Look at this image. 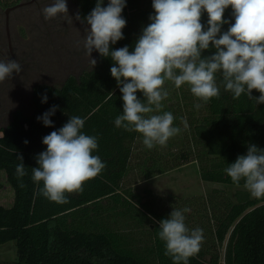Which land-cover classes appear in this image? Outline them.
<instances>
[{"label": "trees", "instance_id": "16d2710c", "mask_svg": "<svg viewBox=\"0 0 264 264\" xmlns=\"http://www.w3.org/2000/svg\"><path fill=\"white\" fill-rule=\"evenodd\" d=\"M21 1L0 0V7L6 8ZM74 1L82 18L97 2ZM108 3L109 0H104L103 6ZM150 14H154L152 0H126L121 13L126 19V26L122 29L124 39L114 45L110 43V49L127 45L133 51L142 28L150 23ZM224 19L230 23L222 26V32L234 23L231 7L225 10ZM207 20L204 12L201 23L205 30ZM214 52L210 45L202 57ZM96 61L95 66L82 70L77 76H67L60 86L35 85L32 89V112L16 110L9 123L0 128V175L4 176V183L0 182V186L8 188L11 194L6 202L9 204L0 202V244L14 240L16 251L14 259L0 264H145L141 257L125 246L122 232L108 227L95 230L91 222L86 226L66 222L68 215L86 211L105 198H123L124 207L134 208L144 218H151L154 253V263L151 264H174L171 256L165 255V242L158 236V222L168 218L173 207L183 210L192 206L193 201L184 200L179 205L174 201L178 197L168 195L163 206V202H159L162 200L160 197L134 192L126 184L142 134L115 126V118L123 111V101L117 82L110 73L113 61L99 53ZM216 83L220 90L218 97L207 103L195 96V103L189 101L193 110L187 116V127H182L184 138L180 146L183 144L186 149L182 150L181 146L179 163L197 160L201 179L238 186L225 169L239 155H246L249 143L264 149V104L256 105L246 94L234 99L233 94L225 90L219 72ZM45 95L47 101L42 102ZM136 95L144 100L143 93L138 91ZM252 95L259 97L260 93L253 90ZM195 104L202 107L197 109ZM54 105L58 107L50 117L53 126L45 127L37 117ZM163 108L167 110L169 107ZM71 116L85 120L81 130L84 134L98 137V148L92 154L99 156L106 167L83 184V191L66 192L68 203L58 204L42 195L43 182L32 180V168L38 167L36 156L46 150L43 137L60 129ZM153 152L147 148L145 155L153 157ZM18 154L23 156L27 173L22 179L17 178L15 171L20 163ZM140 172L142 178L151 174L145 168ZM242 185L243 179L239 183ZM195 202L200 206L194 208L193 213L184 212L189 216L185 218V224L189 231L202 229L204 241L198 254L189 258L188 264H221V254L222 264H264V197L255 198L245 189L235 190L230 196L226 191L212 189L207 196L196 198Z\"/></svg>", "mask_w": 264, "mask_h": 264}, {"label": "clouds", "instance_id": "9594fccd", "mask_svg": "<svg viewBox=\"0 0 264 264\" xmlns=\"http://www.w3.org/2000/svg\"><path fill=\"white\" fill-rule=\"evenodd\" d=\"M97 0L95 7L86 17L76 13L75 19L90 27L85 28V54L92 58L93 50L101 57H110L113 66L111 76L116 80L122 93L123 111L115 118L117 128L138 132L143 144L152 149L154 145H166L169 138L180 133L173 127L171 112L160 113L169 92L165 81H171L176 88L187 83L191 93L207 103L220 95L216 74L222 75L225 90L238 99L246 94L256 105L264 104V0H152L154 14L149 15L150 23L143 27L141 34L130 51L126 45L110 49V43L124 39L122 29L126 19L121 13L126 0ZM231 7L234 23L227 31L222 26L229 24L224 13ZM46 19L58 14H67L66 0L42 8ZM208 16L207 28L201 23V16ZM214 54L203 56L210 48ZM23 70L17 60L0 59V81L13 73ZM260 93L253 96L252 91ZM143 93L144 100L136 93ZM47 101L45 95L42 102ZM58 106H52L37 120L45 127H52L50 119ZM195 108L202 107L195 104ZM85 120L71 116L60 129L43 137L46 150L36 156L38 167L32 168V180L43 182L41 193L58 204L68 203L65 193L83 191V184L95 178L106 167L99 156L93 155L98 148V137L84 134ZM187 127V122H184ZM25 144L28 141H24ZM246 155H239L234 163L225 169L231 180L244 187L255 198L264 197V149L249 143ZM16 166V175L22 179L27 173L23 156ZM183 210L173 209L168 218L160 220L159 238L165 242V255L171 256L174 264H188L190 257L198 254L204 241L203 230L189 231L185 224Z\"/></svg>", "mask_w": 264, "mask_h": 264}, {"label": "rangeland", "instance_id": "374dc122", "mask_svg": "<svg viewBox=\"0 0 264 264\" xmlns=\"http://www.w3.org/2000/svg\"><path fill=\"white\" fill-rule=\"evenodd\" d=\"M38 4H29L17 8L12 13L9 23V31L12 34L15 47V59L23 66L21 73H13L6 81H0V128L6 126L16 110L25 113L32 112V89L37 84L60 86L67 76L78 75L82 70L90 69L93 65L91 58L85 54V28L90 27L75 19L78 12L74 0H66L67 14H58L54 18L46 19L42 14V8L54 3V0H37ZM17 15V21L13 18ZM1 34L6 43L4 30V12L0 8ZM14 34V37H13ZM98 51L93 50L91 56L96 60ZM164 88L169 92L168 97L162 101L160 113L171 112L174 116L173 127H179L180 133L169 138L166 145H154L153 157H147L143 144V136L138 140L136 157L125 179L126 184L132 187L134 192L148 195L152 193L160 197L159 202L165 206L168 195L178 197L174 201L181 205L184 200H192L188 214L199 207L196 198L205 197L212 189L226 191L230 196L235 190L245 189L242 186H228L219 182L205 181L199 176V161L190 160L180 162V151L186 149L180 142L183 141L182 127L187 116L192 112L189 101H197L190 91V86L185 83L176 88L171 81H165ZM186 96V97H185ZM196 114V113H195ZM182 143V142H181ZM151 150V149H149ZM178 164V165H177ZM151 172L142 178V172ZM0 182L4 183V176L0 175ZM249 192V191H248ZM250 193V192H249ZM8 188L0 186V202L2 204L10 200ZM251 195V194H250ZM175 203V204H176ZM124 199L113 200L105 198L100 204L90 206L86 211L76 215H68L66 222L71 225H83L94 223L93 228L101 230L108 227L110 230L122 232L125 238V246L141 257L145 264L154 263L153 240L151 234V218H144L140 211L124 207ZM124 205V206H123ZM176 208V207H175ZM138 209V208H137ZM174 209V207H173ZM185 218L189 217L183 213ZM143 217V218H142ZM139 219H141L139 221ZM190 220V219H189ZM16 254L15 241L9 240L0 244V263L14 259ZM222 264V254L219 259Z\"/></svg>", "mask_w": 264, "mask_h": 264}, {"label": "flooded vegetation", "instance_id": "af4514ba", "mask_svg": "<svg viewBox=\"0 0 264 264\" xmlns=\"http://www.w3.org/2000/svg\"><path fill=\"white\" fill-rule=\"evenodd\" d=\"M22 1H27V0H22ZM33 3L38 4V1L33 0L29 4H33ZM29 4H25V5H29ZM15 5L16 4L8 6L6 8L0 7L2 9V11L4 12V30H5V37H6V43H4V37L1 34V27H0V59H7L8 58L10 60H15V47H16V45H14L12 43L13 39H12V34H10V31H9V23L11 20L12 13H14V11L17 10V7L10 9L8 11V14H7L8 27H6V25H5V18H6L5 9L13 7ZM25 5H23V6H25ZM13 18L15 19V21H17V15H15ZM13 37H14V34H13ZM5 81H6V79L3 80V82H5Z\"/></svg>", "mask_w": 264, "mask_h": 264}, {"label": "water", "instance_id": "95a60500", "mask_svg": "<svg viewBox=\"0 0 264 264\" xmlns=\"http://www.w3.org/2000/svg\"><path fill=\"white\" fill-rule=\"evenodd\" d=\"M32 1L33 0L21 1V2L17 3L15 6L5 9V14H6L5 25H6V27H8V17H7L8 11L10 9L15 8V7L19 8V7H21V6L25 5V4H29Z\"/></svg>", "mask_w": 264, "mask_h": 264}]
</instances>
